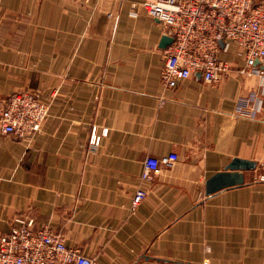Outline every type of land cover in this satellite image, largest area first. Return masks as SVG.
<instances>
[{"label":"clouds","instance_id":"clouds-1","mask_svg":"<svg viewBox=\"0 0 264 264\" xmlns=\"http://www.w3.org/2000/svg\"><path fill=\"white\" fill-rule=\"evenodd\" d=\"M0 264H264V0H0Z\"/></svg>","mask_w":264,"mask_h":264}]
</instances>
